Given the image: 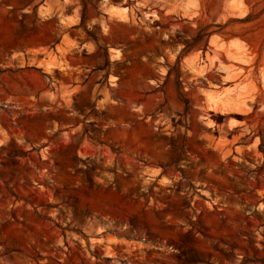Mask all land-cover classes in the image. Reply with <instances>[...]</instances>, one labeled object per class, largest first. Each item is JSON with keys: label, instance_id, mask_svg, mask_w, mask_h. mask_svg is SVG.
<instances>
[{"label": "rangeland", "instance_id": "rangeland-1", "mask_svg": "<svg viewBox=\"0 0 264 264\" xmlns=\"http://www.w3.org/2000/svg\"><path fill=\"white\" fill-rule=\"evenodd\" d=\"M0 264H264V0H0Z\"/></svg>", "mask_w": 264, "mask_h": 264}, {"label": "trees", "instance_id": "trees-1", "mask_svg": "<svg viewBox=\"0 0 264 264\" xmlns=\"http://www.w3.org/2000/svg\"><path fill=\"white\" fill-rule=\"evenodd\" d=\"M184 100V102L186 103V104H189V101H188V99H183Z\"/></svg>", "mask_w": 264, "mask_h": 264}]
</instances>
